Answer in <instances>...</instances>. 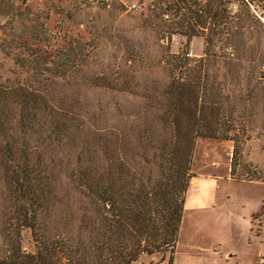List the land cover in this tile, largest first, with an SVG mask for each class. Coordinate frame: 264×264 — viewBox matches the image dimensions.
I'll use <instances>...</instances> for the list:
<instances>
[{"label":"trees","instance_id":"1","mask_svg":"<svg viewBox=\"0 0 264 264\" xmlns=\"http://www.w3.org/2000/svg\"><path fill=\"white\" fill-rule=\"evenodd\" d=\"M188 10L189 39L219 17ZM227 32L233 57L165 54L166 83L145 90L140 124L92 126L58 96L0 83V264H134L166 254L172 264L197 141L233 142L234 175L239 144L264 127V30L252 45ZM100 81L133 93L129 80Z\"/></svg>","mask_w":264,"mask_h":264},{"label":"rangeland","instance_id":"2","mask_svg":"<svg viewBox=\"0 0 264 264\" xmlns=\"http://www.w3.org/2000/svg\"><path fill=\"white\" fill-rule=\"evenodd\" d=\"M169 1L0 0V83L58 96L92 126L140 124L145 90L166 83L165 54L199 60L209 48L233 57L229 26L240 32V45L254 44L264 30V0ZM168 9L179 18L170 21ZM188 9L219 17L189 39L182 23ZM98 78L113 87L129 80L133 93L98 87ZM101 113L106 122L97 121ZM252 135L239 144L234 175L233 142L197 141L172 264H264V127ZM4 185L0 171V191ZM169 260L144 255L134 264Z\"/></svg>","mask_w":264,"mask_h":264}]
</instances>
